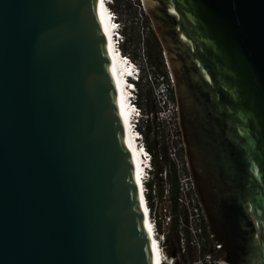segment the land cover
I'll return each mask as SVG.
<instances>
[{"label": "water", "instance_id": "water-1", "mask_svg": "<svg viewBox=\"0 0 264 264\" xmlns=\"http://www.w3.org/2000/svg\"><path fill=\"white\" fill-rule=\"evenodd\" d=\"M141 3L212 264H264V0ZM0 264H154L98 0H0Z\"/></svg>", "mask_w": 264, "mask_h": 264}, {"label": "built area", "instance_id": "built-area-1", "mask_svg": "<svg viewBox=\"0 0 264 264\" xmlns=\"http://www.w3.org/2000/svg\"><path fill=\"white\" fill-rule=\"evenodd\" d=\"M139 1L142 6L141 0ZM111 13L117 32L116 44L120 47L121 41H124L120 34V22L112 10ZM162 56L165 73L156 76L150 69L143 75L145 84L151 89L154 103L160 109L145 112L143 107L137 105L135 97L132 103V115L135 116L133 122L140 135L138 145L143 166L141 191L152 232L158 242L161 263L176 264L175 258L171 256L174 251L180 264H212L220 259L222 253L212 240L187 165L178 126V109L174 96L172 97L173 80L167 61ZM124 58L131 65L136 82L140 81L141 73L144 74L141 62L127 54H124ZM143 117L146 125L151 126L150 135L156 140L157 158L165 162L158 172L153 168L152 153L142 141L139 123Z\"/></svg>", "mask_w": 264, "mask_h": 264}, {"label": "bare ground", "instance_id": "bare-ground-1", "mask_svg": "<svg viewBox=\"0 0 264 264\" xmlns=\"http://www.w3.org/2000/svg\"><path fill=\"white\" fill-rule=\"evenodd\" d=\"M108 0H98L99 12L104 27V34L106 38L107 49L110 57L112 73L114 78V83L116 87V92L118 96L119 109L121 114V119L125 131V137L127 145L129 147L133 168L134 176L138 189V195L140 198V203L144 213V222L148 237L151 245V254L154 264H162L160 260L158 242L153 235L152 226L148 217L147 207L145 206L144 197L141 191V174L143 171L142 166V155L141 149L138 145L137 136L135 133L134 125L131 121L132 105L130 103L131 88L127 85V75L132 73L131 65L124 55L122 54L120 48L116 44V27L113 20V15L109 9ZM130 88V89H129Z\"/></svg>", "mask_w": 264, "mask_h": 264}, {"label": "rangeland", "instance_id": "rangeland-1", "mask_svg": "<svg viewBox=\"0 0 264 264\" xmlns=\"http://www.w3.org/2000/svg\"><path fill=\"white\" fill-rule=\"evenodd\" d=\"M110 9L114 12L117 20L120 22V34L126 40L122 43L124 48V54L131 56L134 60H139L143 65L144 75L147 73V70H153V73L157 76H160L165 73V68L163 66V51L157 40V43L154 39V31L152 29L149 18L145 14V11L142 9L139 0H111ZM157 39V38H156ZM120 48V47H119ZM160 48V49H159ZM158 53L161 50V54L157 55L156 58H150L148 51ZM148 77V76H147ZM142 84H145V81L142 80ZM144 86L143 88H147ZM136 88V84H135ZM136 94V93H135ZM135 97V95H134ZM173 97V93H172ZM139 102L144 106L145 112H148V101L147 99L142 98ZM151 109L158 110L160 106H157L154 103V99L151 98ZM143 112V113H145ZM142 113V115H143ZM139 127L144 129L146 127V121L143 118L140 119ZM144 141V135L143 140ZM149 141H153V137L149 136ZM156 149V146H155Z\"/></svg>", "mask_w": 264, "mask_h": 264}, {"label": "trees", "instance_id": "trees-1", "mask_svg": "<svg viewBox=\"0 0 264 264\" xmlns=\"http://www.w3.org/2000/svg\"><path fill=\"white\" fill-rule=\"evenodd\" d=\"M154 39H155V42L157 43V39H156L155 35H154ZM125 40H126V38L124 37V41ZM124 41H122V43ZM122 43L120 44V50H121V52L123 54L125 50L122 47ZM148 53H149L150 58H153V57L156 58L157 55L161 54V50H159L158 53L152 52V51L149 50ZM143 75L144 74L142 72L141 76H140V81L136 82V92H135L136 93L135 94V98L136 99L135 100H136L138 106L144 108V106H142V104L139 102V100L143 96V98L147 99V101H148V104H147L148 105V111H152L151 104H150L151 98H152V93H151L150 87L143 88L144 86H146V84H142V80L144 78ZM139 130L144 135V144H145L146 148L152 153L153 168H154V170L156 172H158V171H160L162 169V167L165 164V162L164 161H159L158 158H157V153H156V149H155L156 140H153L154 142L149 141V136H150V132H151V126H150V124H147L144 129H141V127H139Z\"/></svg>", "mask_w": 264, "mask_h": 264}, {"label": "clouds", "instance_id": "clouds-1", "mask_svg": "<svg viewBox=\"0 0 264 264\" xmlns=\"http://www.w3.org/2000/svg\"><path fill=\"white\" fill-rule=\"evenodd\" d=\"M133 84H134V85L136 84V80H135V81H133ZM135 92H136V89H135Z\"/></svg>", "mask_w": 264, "mask_h": 264}]
</instances>
